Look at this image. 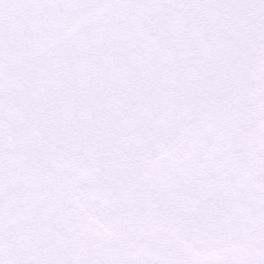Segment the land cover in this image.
I'll use <instances>...</instances> for the list:
<instances>
[{"label":"snow or ice","instance_id":"1","mask_svg":"<svg viewBox=\"0 0 264 264\" xmlns=\"http://www.w3.org/2000/svg\"><path fill=\"white\" fill-rule=\"evenodd\" d=\"M0 264H264V0H0Z\"/></svg>","mask_w":264,"mask_h":264}]
</instances>
